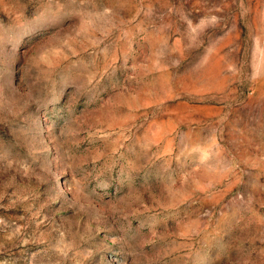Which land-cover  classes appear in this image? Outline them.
I'll list each match as a JSON object with an SVG mask.
<instances>
[{
  "label": "rangeland",
  "instance_id": "374dc122",
  "mask_svg": "<svg viewBox=\"0 0 264 264\" xmlns=\"http://www.w3.org/2000/svg\"><path fill=\"white\" fill-rule=\"evenodd\" d=\"M0 264H264V0H0Z\"/></svg>",
  "mask_w": 264,
  "mask_h": 264
}]
</instances>
